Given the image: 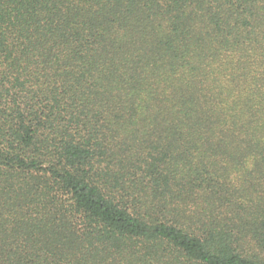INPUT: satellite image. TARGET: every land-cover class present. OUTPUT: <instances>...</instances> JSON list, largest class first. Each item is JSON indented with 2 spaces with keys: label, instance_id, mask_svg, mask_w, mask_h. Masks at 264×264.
<instances>
[{
  "label": "trees",
  "instance_id": "trees-1",
  "mask_svg": "<svg viewBox=\"0 0 264 264\" xmlns=\"http://www.w3.org/2000/svg\"><path fill=\"white\" fill-rule=\"evenodd\" d=\"M0 264H264V0H0Z\"/></svg>",
  "mask_w": 264,
  "mask_h": 264
}]
</instances>
